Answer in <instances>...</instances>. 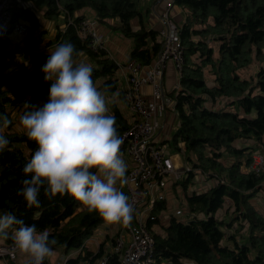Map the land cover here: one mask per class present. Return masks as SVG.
Masks as SVG:
<instances>
[{
  "label": "trees",
  "instance_id": "1",
  "mask_svg": "<svg viewBox=\"0 0 264 264\" xmlns=\"http://www.w3.org/2000/svg\"><path fill=\"white\" fill-rule=\"evenodd\" d=\"M139 1L9 0L11 26L0 23V114L11 121L4 129L10 143L0 151V215L11 213L25 224L35 225L38 233L48 231L49 239L57 242L53 250L66 254L65 264L93 261L106 252L109 264H121V259L103 243L96 251L84 250L88 238L103 220L73 197L57 194L49 199L41 191L40 206L28 208L18 195L25 178L23 168L37 144L13 130L12 111L18 108L22 114L25 102L33 104L35 99L49 95L51 81H45L41 68L50 55L46 46L52 44H74L77 52L93 60L88 64L93 67L95 86L102 79L100 88L109 93L117 91L116 58L106 48L91 49L88 41L77 34V23L86 15L79 11L85 7L94 10L100 24H109L110 18L118 19L117 25H109L133 40L131 58L152 63L161 47L158 29L146 26ZM175 3L191 12L179 24L178 37L186 49V62L179 78L180 88L170 94L175 99L178 125L170 138L162 142L168 144L172 153L183 152L191 171L175 185H180L187 200L197 205L200 216L184 222L174 217L166 222L149 221V226L157 224L162 229L161 233L154 231L156 241L150 264H264V214L253 202L263 187L264 172L249 169L264 134V67L252 78L240 74L242 68L252 63L253 53L259 55L264 48V0H175ZM136 17L140 27L134 29L132 22ZM19 21H25L28 30L23 44H14L12 25ZM46 21L52 22L51 26ZM48 33L52 36L45 41ZM82 55L74 56L76 62ZM205 67H209L213 76L212 84ZM220 97L227 100L218 107ZM109 114L115 116L118 133L122 134L129 127V120L117 103L111 105ZM239 139L255 144L243 146L237 144ZM198 170L215 179L207 190L190 193L187 189L195 183ZM223 207L226 213H233L229 220L218 215ZM237 219L242 221L238 223ZM234 223L237 229L233 231ZM0 238L14 243L11 230L7 237ZM75 249L83 250L84 256L70 255ZM10 264L20 263L10 261Z\"/></svg>",
  "mask_w": 264,
  "mask_h": 264
},
{
  "label": "clouds",
  "instance_id": "2",
  "mask_svg": "<svg viewBox=\"0 0 264 264\" xmlns=\"http://www.w3.org/2000/svg\"><path fill=\"white\" fill-rule=\"evenodd\" d=\"M75 55L82 53L71 42L50 49L41 68L45 81H51L48 100L42 106L25 102L17 129L37 148L23 168L18 195L28 208L40 206L41 191L49 199L69 195L89 213H97L105 225L131 227L134 206L119 187L127 182L123 139L108 108L119 102L120 93L106 96L93 82L92 65L77 63ZM10 123L0 114V151L10 143L4 134ZM9 230L28 264H43L53 255L57 242L49 239L48 231L38 233L35 225L11 213L0 215V237H7Z\"/></svg>",
  "mask_w": 264,
  "mask_h": 264
},
{
  "label": "built area",
  "instance_id": "3",
  "mask_svg": "<svg viewBox=\"0 0 264 264\" xmlns=\"http://www.w3.org/2000/svg\"><path fill=\"white\" fill-rule=\"evenodd\" d=\"M8 1L0 0V23L10 27L12 20L10 12L7 11ZM154 1L163 4L157 11L154 9L162 21L157 34V41L161 47L155 60L150 64H144L131 57L124 63L118 61V70L125 79L124 99L132 113L129 127L120 134L123 139L120 150L124 151L133 163L126 173L125 185L130 202L134 206L131 227L121 225L113 235L114 240L111 239L108 244L109 252L120 255L121 264L152 262L156 241L154 231L157 224L149 226V221L159 219L160 222H166L172 217L178 221H187L182 217L185 209L180 208L181 202L184 201L182 196L185 194L180 185V194H176L173 186L187 176L191 168L187 164L177 163L175 156L179 154L172 153L168 144L163 143L158 137L167 109L173 108L177 114L175 99L164 87V73L168 63L172 62L177 77L180 78L186 62V49L178 37L179 24L172 14L175 0ZM12 26L13 31L20 37L19 43L23 44V38L28 30L27 23L19 21ZM76 30L82 40L88 41L91 49L98 51L106 48L105 38L100 35L99 20L96 16L80 17ZM143 86H150L151 98L143 95L141 91ZM176 88L180 86L177 85ZM259 145L264 150V134ZM249 169L256 173L264 172V152L257 151L254 154ZM213 179L215 176L210 177V180ZM210 185L192 191H205ZM158 209H161L160 215L156 214ZM259 210L264 213V204ZM191 218H194V214L189 219ZM108 255L106 252L88 264H109ZM0 257L15 262L19 257V251L15 249L14 243L2 241ZM25 264H28V261ZM43 264L50 262L45 259Z\"/></svg>",
  "mask_w": 264,
  "mask_h": 264
},
{
  "label": "crops",
  "instance_id": "4",
  "mask_svg": "<svg viewBox=\"0 0 264 264\" xmlns=\"http://www.w3.org/2000/svg\"><path fill=\"white\" fill-rule=\"evenodd\" d=\"M142 1L143 2H141V0H140L139 2H140V8L142 10L143 20H144L146 26L150 27V28L159 29L160 26L162 25V21L159 18V16L156 14V12H154V9L156 7L157 8L162 7V5H163L162 2L157 3L154 0H142ZM190 12L191 11L189 8H187L185 6L178 5L176 3L174 4L173 11H172V13L174 14V19L178 24H182L186 20L187 16L190 14ZM79 13L95 16L94 10H92L89 7H85L83 9H81L79 11ZM108 23L110 25H117L119 23V21H118V19L110 18V19H108ZM132 23H133L134 29L140 27V23H139V20L137 17L135 19H133ZM109 24H100L99 23L100 35L102 38H105L106 48H107L109 54L111 56H114L117 61L124 63L131 57V51H132V48L134 46L133 40L131 38L126 37L122 32H120V30L112 28ZM13 43L14 44L19 43V39L17 38L15 40H13ZM82 58H83V56H81L77 62L78 63L83 62ZM171 67L173 68V70H175L173 63L171 64ZM116 75L118 77V89L115 92L120 93L119 98H118L119 102L117 104L121 108V110L124 113V115L126 116V118L130 121L132 118V113L128 109V106H127L126 101L124 99L125 79H124L123 74L119 70H117ZM212 79H213V77H212ZM163 82H164V87H165L166 91H168L169 93L174 91L176 86L179 85L178 77H176L175 82L173 80L174 83L173 82L167 83L166 71L164 73ZM213 82L214 81L212 80V83ZM101 83H102V79H99L96 83V87L99 90H101L102 92L106 93L102 88H100ZM141 91L146 98H151L150 86H143ZM112 93H114V92H110V93L107 92L106 94H107V96H111ZM220 98L225 100V101L227 99V97H220ZM219 99L217 100V102L219 101ZM111 105L112 104L108 105L109 110L111 109ZM238 111L241 114H244L243 109L238 108ZM176 119H178L176 112L173 110V108L169 107L167 109V112H166L164 120H163V126H162L160 132L158 133V137L161 141H163L164 139L170 138V135H171V132L174 128ZM237 144L244 146V145L255 144V142H251V140H246V139H241V140L239 139L237 141ZM256 145H258V143H256ZM257 151H260V149L257 148L256 152ZM121 153L123 154V159L126 161V163L128 165V168H127V172H128V170L132 167L133 163H132L131 159L128 157V155L126 153H124V151L121 150ZM178 154H180V153H178ZM175 159H176L177 163H179V164L182 163L181 159L179 158V155H176ZM119 187H121V190L128 196V189H127L126 185L124 184V185L119 186ZM253 202L255 203L258 210L262 208V205L264 204V183H263V187L261 188L260 192H258L257 196H255L253 198ZM111 227H112V225H105L103 222L95 230L94 234L89 238V240H87V242L85 244L86 247L84 248V250L85 251L86 250L96 251L102 243H103L104 247H107L111 238L113 237V236H111V234L109 232ZM72 252L75 253L72 255L78 256L81 253V256H84L83 250L75 249V250H71L69 253L71 254ZM65 256H66V254L63 251H59V253L53 252V255L49 258H46V259L50 262V264H65L66 263L65 262ZM86 260L80 261L77 264H88V261H86ZM27 261H28V258L19 253V257L16 260V262H19L20 264H25ZM9 262H10L9 260H5L2 258L0 259V264H10ZM70 264H72V263H70Z\"/></svg>",
  "mask_w": 264,
  "mask_h": 264
},
{
  "label": "rangeland",
  "instance_id": "5",
  "mask_svg": "<svg viewBox=\"0 0 264 264\" xmlns=\"http://www.w3.org/2000/svg\"><path fill=\"white\" fill-rule=\"evenodd\" d=\"M141 2H143L142 0H141ZM138 7H139V9L141 10V8H140V2H139V5H138ZM155 10L157 11V7L155 8ZM142 11V10H141ZM172 11H173V9H172ZM173 14V13H172ZM173 16H174V14H173ZM48 26H51V24H52V22H50V21H46L45 22ZM52 36V34H50V33H48L47 35H46V39H45V41L48 39V38H50ZM11 38H12V43H13V40H15V39H19L20 40V37H19V35L16 33V32H12L11 33ZM44 38H45V36H44ZM210 40L213 42L214 40L213 39H211V37H210ZM212 42H210V44H214V43H212ZM57 45L56 44H52L50 47H48V46H46L47 47V49L50 51V49H55V47H56ZM83 56V58H82V61L84 62V63H93V60H91L90 58H88L87 56H85V55H82ZM194 59L195 60H197V61H200V59H199V57H198V55H194ZM171 64H172V62H169L168 63V66H167V69H166V74H167V83H169V82H173V80H174V82H175V80H176V77H177V74H176V72H175V70H173V68L171 67ZM174 66V65H173ZM261 67H264V48L262 49V53L261 54H259V55H257L255 52L253 53V60H252V63L250 64V65H248L247 67H244V68H242L241 70H240V74L241 75H243V77H246V78H252L253 76H255L256 75V73H257V71L261 68ZM15 69H17V67L15 66ZM208 69H209V67H205L204 68V70H205V73H206V76H207V78H208V81H209V83L211 84L212 83V75L211 74H209V72H208ZM172 71V72H171ZM175 72V73H174ZM178 80H179V78H178ZM173 82V83H174ZM179 86H180V84H179ZM176 89H178V88H176ZM107 93V92H106ZM105 93V94H106ZM106 96H107V94H106ZM28 98L29 99H31L32 97L30 96V95H28ZM219 99V98H218ZM217 99V100H218ZM46 100H48V96H44V97H41V98H37V99H35L34 101H33V104L34 105H40V104H42V103H44V102H46ZM227 100V99H226ZM209 102V101H208ZM220 102V103H219ZM225 100H223V99H219V101L216 103V106H218V107H220V106H223L224 104H225ZM208 104V106H211V102H209V103H207ZM217 107V108H218ZM233 109H235L236 110V108L235 107H233ZM20 115H21V111L18 109V108H14L13 109V111H12V119H13V130L14 131H18V129H17V125L19 124V118H20ZM177 125H178V119H176V121H175V125H174V128H173V130L174 129H176L177 128ZM172 130V131H173ZM19 132V131H18ZM162 133V132H161ZM258 148L260 149V151H262V152H264V150L261 148V146L259 145L258 146ZM180 153V152H179ZM179 158L181 159V161H182V164H186L187 162L185 161V159H184V154H183V152H181L180 154H179ZM229 161H231V160H226V162H229ZM199 171V170H198ZM210 177L211 176H208V175H205L204 173H202L201 171H199L197 174H196V176H195V183H193V184H191V186H189V189H187L188 190V192H192V190L193 189H195V188H199V187H203V186H206V185H208V184H212V181L213 180H210ZM174 187V190H175V193L176 194H180V191H179V186L178 185H174L173 186ZM183 198H184V201H182L181 202V204H180V208L181 209H185V213L182 215V217L183 218H186V220H189V218L192 216V214H194V216L196 217H198V216H200V212H199V210H198V207H197V205L196 204H191L188 200H187V198H186V195H183L182 196ZM166 209L168 210L169 209V207L167 206L166 207ZM223 213V214H222ZM156 214H161V209H158L157 211H156ZM231 214H233V213H230V214H228V213H226V208L225 207H223L222 209H220L219 211H218V215H220V216H223V217H225L226 219H230V216H232ZM242 220L241 219H237V222L239 223V222H241ZM121 227V224H114V225H112V227L110 228V234H111V236H113L115 233H116V231L118 230V228H120ZM238 227H239V224H238ZM232 229H233V231L235 230V229H237V224L236 223H234L233 224V227H232ZM155 230H157L158 232H162V229L159 227V226H156L155 227ZM237 231V230H236ZM112 239V238H111ZM88 240H89V238H88ZM3 241V238H0V242H2ZM108 247V246H107ZM53 252H58L59 253V250L58 249H56V250H53ZM72 254H75V253H71L70 255H72ZM72 256H75V255H72ZM80 261H83V260H80ZM185 262L186 263H189L190 261H187V260H185ZM10 263V262H9Z\"/></svg>",
  "mask_w": 264,
  "mask_h": 264
}]
</instances>
